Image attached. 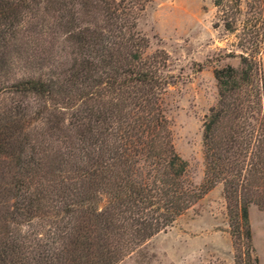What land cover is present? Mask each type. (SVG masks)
<instances>
[{"label":"trees","instance_id":"16d2710c","mask_svg":"<svg viewBox=\"0 0 264 264\" xmlns=\"http://www.w3.org/2000/svg\"><path fill=\"white\" fill-rule=\"evenodd\" d=\"M257 1L240 23L242 0H214L224 29L242 27L244 39L227 55L239 67L214 71L196 185L166 116L169 56L149 55L138 29L145 3L0 0V264H122L217 186L235 264H260L250 220L252 207L264 211Z\"/></svg>","mask_w":264,"mask_h":264},{"label":"rangeland","instance_id":"374dc122","mask_svg":"<svg viewBox=\"0 0 264 264\" xmlns=\"http://www.w3.org/2000/svg\"><path fill=\"white\" fill-rule=\"evenodd\" d=\"M141 1L146 9L138 29L150 42L147 53L163 50L169 56L166 73L172 84L166 90L165 109L174 145L189 164L192 181L201 185L205 178L203 122L218 101L214 71L228 65L239 67L240 59L227 55L231 51L241 53L242 27L236 33L227 32L214 0ZM242 2L240 23L259 12L247 8L248 4L258 6L257 0ZM261 59L264 68V40ZM16 72L23 75L19 68ZM250 220L256 253L264 264V211L252 207ZM28 230L22 229L23 233ZM122 264H235L222 186Z\"/></svg>","mask_w":264,"mask_h":264}]
</instances>
